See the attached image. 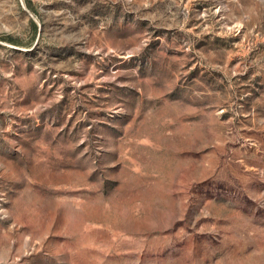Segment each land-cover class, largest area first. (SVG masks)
Masks as SVG:
<instances>
[{
  "label": "rangeland",
  "instance_id": "1",
  "mask_svg": "<svg viewBox=\"0 0 264 264\" xmlns=\"http://www.w3.org/2000/svg\"><path fill=\"white\" fill-rule=\"evenodd\" d=\"M0 264H264V0H0Z\"/></svg>",
  "mask_w": 264,
  "mask_h": 264
}]
</instances>
